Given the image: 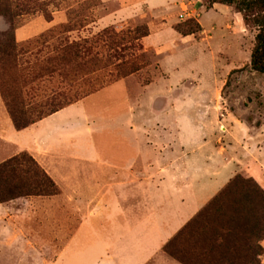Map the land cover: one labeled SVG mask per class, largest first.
Instances as JSON below:
<instances>
[{
  "label": "rangeland",
  "instance_id": "374dc122",
  "mask_svg": "<svg viewBox=\"0 0 264 264\" xmlns=\"http://www.w3.org/2000/svg\"><path fill=\"white\" fill-rule=\"evenodd\" d=\"M161 3L0 0V39L8 32L21 49L17 63L10 58L0 60V82L10 90L25 88L28 96L22 99L28 107L24 113L32 120L48 113V106L71 104L92 95L96 106L89 112L90 126H104L110 113L127 111L129 118H114L109 125L122 121L127 128L133 124L160 128V134L146 136L156 149L159 143H167L169 135L164 132L178 128L182 135L176 137L193 148L201 184H207L208 177V184L217 186L238 176L251 178L264 191V75L250 67L255 30L239 27L233 7L217 5L208 12L206 0ZM190 22L195 34L177 32V26L187 30ZM29 24H35L40 33L17 43L15 31ZM144 28L148 36L136 40L137 31ZM71 43L79 44L80 59L64 52ZM45 66L61 70L49 77L39 72ZM49 91L56 93L52 102L44 99ZM147 161L153 162L151 153ZM93 177L99 179L103 173L95 172ZM139 185H131L130 191ZM245 197L242 191L230 194L223 203L225 214H216L211 226L227 222L232 212H239L234 217L241 224L246 218L252 221L261 199L255 194ZM139 200H129L127 208L135 210ZM236 200L239 205L235 206ZM129 217L137 216L134 212ZM58 220L66 225L67 239L78 216L69 214ZM204 227L186 231L171 244V251L188 262L203 264L201 255L206 253L200 230Z\"/></svg>",
  "mask_w": 264,
  "mask_h": 264
},
{
  "label": "crops",
  "instance_id": "0c3cea01",
  "mask_svg": "<svg viewBox=\"0 0 264 264\" xmlns=\"http://www.w3.org/2000/svg\"><path fill=\"white\" fill-rule=\"evenodd\" d=\"M148 2L162 5L161 0ZM233 15L244 28L240 14ZM39 31L35 24L21 27L15 31L16 42L35 37ZM52 92L45 95L46 101H53L56 93L52 96ZM95 101L91 95L16 131L0 96V164L26 153L60 190L54 196L0 204V264H181L163 251L164 246L229 177L221 185L208 184L210 177L207 184H201L193 148L176 137L182 135L178 128L163 131L169 138L156 149L146 136L160 134V128L134 124L127 128L122 121L109 125L114 118H129L127 111L110 113L104 126H90L89 112ZM150 153L153 162L147 161ZM204 162L207 166L208 161ZM95 172L103 177H93ZM134 184L139 186L130 191ZM138 198L136 209H128L129 200ZM134 212L137 217L130 220ZM69 214L78 220L66 239V225L58 219ZM54 215H58L56 221ZM260 245L264 250V240ZM260 264H264V253Z\"/></svg>",
  "mask_w": 264,
  "mask_h": 264
},
{
  "label": "trees",
  "instance_id": "16d2710c",
  "mask_svg": "<svg viewBox=\"0 0 264 264\" xmlns=\"http://www.w3.org/2000/svg\"><path fill=\"white\" fill-rule=\"evenodd\" d=\"M215 4L233 7L235 12L240 14L244 27L255 30L254 43L250 54V67L253 72L264 75V0H206L205 7L209 10ZM187 26V30H184L186 26L182 25L177 26L176 30L182 36L195 34L191 22ZM137 32L139 37L136 40L148 36L145 28L142 32ZM2 36L3 38L0 39V60L10 58L14 63H17V57L21 53V49L15 43L13 35L7 32ZM67 51L73 55L74 59L81 58V48L78 43H71L66 46L64 52ZM85 51L88 50L85 49ZM58 70H61L58 66H45L39 72H45L50 77ZM53 94L54 92L51 95L53 96ZM22 95V89L14 88V90H10L8 86L0 82V96L16 131L23 130L43 117L70 104L57 107L48 106V113H40L36 119L32 120L24 113L27 105L22 99ZM241 191L246 197L255 194L256 198L261 199L260 206L254 208L253 220L246 218L244 220L246 223L241 224L237 218L239 212L236 214L232 212L227 222L212 227V220L215 215L225 214L224 201L230 198V194L240 193ZM57 193L58 191L52 180L39 168L30 155L21 153L0 164V204L18 198L47 197L54 196ZM236 204L239 205L238 200L234 201L235 206ZM234 211L237 212L236 209ZM201 225L205 226L204 229L200 230L204 233L201 243L202 249L206 253L201 255L203 259L205 258L203 264H260V257L264 253L260 245V242L264 240V191L251 178L243 180L238 176L235 177L164 246L163 251L181 264H194L173 253L171 244L179 240L186 231L191 230L190 232H193L194 226L199 227ZM195 234L198 236L197 232Z\"/></svg>",
  "mask_w": 264,
  "mask_h": 264
}]
</instances>
